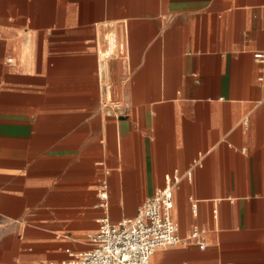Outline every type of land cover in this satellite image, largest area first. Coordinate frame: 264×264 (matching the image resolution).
<instances>
[{
	"label": "crops",
	"instance_id": "obj_1",
	"mask_svg": "<svg viewBox=\"0 0 264 264\" xmlns=\"http://www.w3.org/2000/svg\"><path fill=\"white\" fill-rule=\"evenodd\" d=\"M176 174L150 263L264 264V0H0V264H63Z\"/></svg>",
	"mask_w": 264,
	"mask_h": 264
},
{
	"label": "built area",
	"instance_id": "obj_2",
	"mask_svg": "<svg viewBox=\"0 0 264 264\" xmlns=\"http://www.w3.org/2000/svg\"><path fill=\"white\" fill-rule=\"evenodd\" d=\"M257 57L262 55L258 53ZM184 176L190 178V171ZM180 179L179 174L167 178L163 187L144 200L133 218L117 223L106 216L100 218L90 248L71 254L63 264H151L150 257L157 248L181 240L171 217L173 191ZM100 197L106 198L105 193L101 192ZM105 204L103 201L102 205ZM199 234L200 229L194 227L188 238L200 242Z\"/></svg>",
	"mask_w": 264,
	"mask_h": 264
},
{
	"label": "bare ground",
	"instance_id": "obj_3",
	"mask_svg": "<svg viewBox=\"0 0 264 264\" xmlns=\"http://www.w3.org/2000/svg\"><path fill=\"white\" fill-rule=\"evenodd\" d=\"M109 37H110V38H109V44L112 43V44H111V50H112V49H113V44H114V43H113V42H110V41H112V37H111V35H110Z\"/></svg>",
	"mask_w": 264,
	"mask_h": 264
}]
</instances>
